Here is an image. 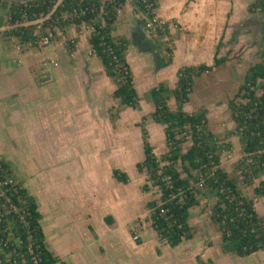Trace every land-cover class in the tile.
<instances>
[{
  "label": "rangeland",
  "instance_id": "obj_1",
  "mask_svg": "<svg viewBox=\"0 0 264 264\" xmlns=\"http://www.w3.org/2000/svg\"><path fill=\"white\" fill-rule=\"evenodd\" d=\"M191 1L193 0H159L158 15L169 24V32L163 36L151 33L144 27V16L134 4H127L120 10L113 34L122 35L128 39L126 57L140 97L139 108L129 107L118 111L119 107L113 97L116 83L112 78L104 77L103 95L97 103L92 102L94 109L96 108L94 110L96 120L88 122L89 128L96 127L99 132L57 136L55 132L45 128L43 133L39 134L38 129L37 134L33 132L32 135L30 130L25 129L23 122L32 124L33 117L22 113L23 122H20L22 131L18 146L3 147L2 158L12 162L15 177H22L32 193L38 189L34 181L38 180L39 176L45 179L46 183H49L51 179L64 178L62 176L64 171L60 169L56 174L55 169L56 162L62 156L65 155L67 158L63 159V163L75 164L73 166L81 163L82 159L89 162L96 161V165L90 164L89 168L82 171L83 173L87 171L89 177L79 173L76 177L78 181L74 182L75 187L90 204L96 205L104 200L105 214L116 210L118 219L123 218L125 221L115 226L113 230L126 234L130 243L126 248L111 250L109 247V245L112 246L111 242L108 245L106 241H98L96 254L101 256H98L97 260L91 257L89 262L93 264H200L198 257L206 264H264L263 251L244 257L221 251L220 236L210 219L209 208L202 209V206L195 205L190 209L189 223L195 228L196 233L192 239L184 240L176 248L165 246V242L157 238L148 219L149 211L146 203L150 200H158L159 192L156 187L147 183L145 173L139 172L136 168V163L143 159L140 125L143 124L147 128L149 141L158 157L167 151L163 125L155 123L151 116L154 105L148 94L149 89L160 81L167 82L169 87L173 88L177 81V69L182 65L200 62L211 64L217 46H219L217 56H226L227 61L209 73L195 78L189 101L184 108L188 112H193L201 106L207 108L210 129L221 136V166L237 179L238 186L248 196L253 197L257 212L264 216V197L254 195L252 187L244 184L241 179L238 164L243 153L239 136L234 131L235 125L228 105L229 99L242 83L245 71L251 64L259 61L264 50V12L258 8L249 7L254 0H226L225 2L220 0L222 5L219 2L216 3L215 9H202L205 13V21L200 23L197 21L198 16H195L198 11L195 7H190ZM209 12L210 16H208ZM7 24L4 21L1 27ZM55 30L51 42L37 51L38 56L43 54L42 52L51 54V44L55 41L61 49H70L71 44L75 47L80 37L82 43H87L88 37L82 26L77 28L66 25L64 28ZM7 31L5 28L0 29L4 38L3 43L11 45L16 50L13 36ZM71 40H75V43ZM198 42L208 46L198 49L195 47ZM166 47L172 49V63L168 66H164L162 61V58L168 55ZM33 49L36 50V48ZM52 72L51 76H57L55 70L52 69ZM40 73H36L35 81H40ZM168 104L171 108L175 107L172 97L168 100ZM36 121L42 125L38 118ZM7 137H9V143L12 141L15 144L12 136L6 134V141ZM63 140L73 147L71 149L73 152L66 150L63 154L56 153L61 157L54 160L55 150L61 149L58 145ZM75 149L83 150V158L80 153L76 154ZM20 159L26 168L19 169L15 166L17 163L20 164ZM77 168L81 170V166ZM114 168H119L128 174L129 179L126 184L117 182L112 177ZM86 179L89 181L88 184ZM71 182L73 183L72 176L67 183ZM258 182V179H255L253 186ZM145 183L149 186L148 190L143 189ZM91 191L94 192L91 193ZM35 192L40 208L43 210L44 220L41 223L42 226L44 223L49 236L51 217L48 207L51 208L50 211L53 207L43 191ZM97 196L99 199H96ZM76 199H79L78 196L73 201L74 204L77 202ZM62 201L64 202L63 199ZM213 201L214 199L210 198L207 205L211 206ZM63 207L62 204L59 209L61 212H64L65 207ZM135 234L142 242V247L146 249L140 251L137 245H135L136 249L134 248L132 242L137 241L134 239ZM105 235L107 236L106 233ZM47 241L52 247L53 243L50 240ZM128 256L134 258L131 259Z\"/></svg>",
  "mask_w": 264,
  "mask_h": 264
},
{
  "label": "trees",
  "instance_id": "obj_2",
  "mask_svg": "<svg viewBox=\"0 0 264 264\" xmlns=\"http://www.w3.org/2000/svg\"><path fill=\"white\" fill-rule=\"evenodd\" d=\"M57 1L10 0L8 15L6 18L0 16V27L4 21L10 24L18 21L23 8H27L30 15L47 14ZM125 1L60 0L45 22L51 28L94 26L87 40L93 50L91 54L100 60L106 75L116 83L113 97L118 111L140 107V97L126 57L128 39L113 34L119 18L117 9L122 8ZM153 1L158 13L159 0ZM0 4L4 6L5 2L0 0ZM132 4L141 13L146 11L139 0H133ZM249 7L264 12V0H254ZM168 27L165 21L163 30L149 32L163 36L169 32ZM32 31L33 26H28L7 33L26 41L31 38ZM71 45L70 49H73ZM218 47L211 64L180 66L173 88L160 81L149 89L154 105L151 116L155 123L163 125L167 151L160 157L155 154L148 130L141 124L143 159L136 163V168L145 173L147 183L159 192L158 200L146 203L148 219L158 239L171 247L192 239L196 231L189 223L190 209L195 205L202 206V209L209 208L210 219L220 236L221 251L244 257L264 251V216L257 212L253 197L248 196L238 186L237 179L221 166V136L210 129L207 108L201 106L193 112L184 108L195 78L227 61L226 56H217ZM166 49L168 55L162 58L164 66L172 63V49ZM171 97L174 108L168 104ZM228 105L243 153L238 164L241 179L252 187L254 195L264 197V50L259 61L245 71L243 81ZM112 176L122 183L129 179L119 168L112 170ZM255 179L259 182L253 186ZM4 181L6 183L0 185V264H64L45 238L36 197L21 179L15 177L11 163L0 155V182ZM147 183L143 185L144 190L149 188ZM210 198L214 199L211 206L207 205ZM105 220L109 223L107 218ZM198 260L200 264H206L199 257Z\"/></svg>",
  "mask_w": 264,
  "mask_h": 264
},
{
  "label": "crops",
  "instance_id": "obj_3",
  "mask_svg": "<svg viewBox=\"0 0 264 264\" xmlns=\"http://www.w3.org/2000/svg\"><path fill=\"white\" fill-rule=\"evenodd\" d=\"M3 1L5 4L4 6L0 4V16L6 18L10 0ZM221 1L193 0L191 1L190 7H195V10L198 11L195 16H198L197 19L200 21H197L204 23L205 13L202 9H215L216 3L219 2L221 4L226 0ZM4 11L6 12L5 14ZM208 14V16L211 15L210 12ZM214 21L216 22V18ZM3 39L0 33L1 157L3 154L2 151H4L3 147H9L8 145L12 147L18 146V140H20L19 138L21 137L20 134L22 131V126L20 124L22 121V113L33 117V121H31L33 125L31 123L26 124V122L22 121L25 129L30 130L32 135L33 132L37 134L38 129L39 134L43 133V129L45 128L49 129L51 132H55L57 136L78 135L79 133L83 134L90 131L99 132L96 127L89 128L88 122L90 120H96L94 111L96 108L94 109L92 102L97 103L100 100L103 95L102 84L105 81L104 79H110V77L106 75L100 60L91 54L88 40H86L87 43H82L80 37L73 49H61L57 41H55L51 44V54L42 52L43 54L38 56L37 51H40L39 49H24L17 51L11 47V45L3 43ZM205 45L208 46V44L198 42L195 44V47L200 49L205 47ZM45 58H53L59 62L58 67L52 68L55 70L57 76H51L52 79L48 82L41 80L35 81L36 73L41 72L40 63ZM52 69H49L50 75L51 73L53 74ZM37 118L42 122V125L37 123ZM6 134L13 137L15 144L12 141L9 143V137H7L6 141ZM58 146L61 149L58 148L59 150H55L54 154H63L66 150L73 152V150H71L73 147L69 146L65 140L60 142ZM75 152L76 154L80 153L83 158V150L79 151L75 149ZM86 152H88V150H86ZM57 154L54 155V160H56L57 157H61ZM63 159H67L65 155L56 162L55 169L56 174L58 170H63L64 174L62 176L64 178L59 177V179H51L48 181L49 183H46V181L44 182L45 179H41L39 176L38 180L34 181L37 183L36 186H38V189L35 191H43L53 207L52 211H50L51 208L48 207L49 216L51 217L49 236H47L44 223L42 226L45 238L53 243V245L51 244L52 247H50L48 243L50 249L52 248L51 250L64 261V264H93L89 262V259L92 257L97 260L98 256H101L100 254H96L98 241H106L108 245L111 242L112 246L109 245L111 250L126 248L127 244L130 243V240L125 236L126 234H121V232L113 230L115 226H118V224L120 225L125 220H123V218L122 220L121 218L118 219L116 210H112L110 214H105L103 205L104 200L96 205L88 203L75 187L74 182L78 181L76 177L79 176V173L89 177V175L87 176V171H85L86 173L82 171L83 169L89 168L90 164L96 165V161L89 162L84 159L81 160V163H77L76 161V166H81V170L79 171V168L73 166L75 164L63 163ZM19 161L20 164L17 163L15 166L19 169L26 168V166L22 164L21 159ZM9 162L14 168L12 162ZM71 176L73 183H67ZM18 177L22 180V177ZM79 181L81 182L80 179ZM86 183H89L87 179ZM35 191H33V193L29 192L38 199ZM93 192L94 191H91V193ZM76 196H78L80 200L76 199L78 203L75 202L74 204L73 201H75ZM96 199H99V197L97 196ZM62 204L65 207L64 212L59 210ZM38 205L42 214V222L44 220L43 210H41L39 203ZM106 218L109 220V223L105 220ZM138 239L139 237L136 239L137 241L132 242L134 248L136 249L135 245H137L140 251L146 249L142 247V242ZM165 246L169 245L166 244ZM128 257L131 258V256ZM132 258L134 257L132 256Z\"/></svg>",
  "mask_w": 264,
  "mask_h": 264
},
{
  "label": "built area",
  "instance_id": "obj_4",
  "mask_svg": "<svg viewBox=\"0 0 264 264\" xmlns=\"http://www.w3.org/2000/svg\"><path fill=\"white\" fill-rule=\"evenodd\" d=\"M111 2H115V0H109ZM133 0H126L125 5L132 3ZM60 2L58 0L56 4L53 6V8L47 13V14H36L32 13L31 15L28 13L27 8L21 9V15L20 19L16 21L15 23H8L5 27H0L1 30L4 28L6 30H12V29H18L20 27H28V26H33V31L31 34V38L26 40V41H21L17 36H13V40L15 41V48L16 50H24V49H42L46 45H48L55 33V29L57 27L51 28L49 26L45 25V22L51 17L53 11L55 10L56 5ZM139 2L144 6L145 12L141 13L144 16V27L148 31L156 32L157 30H163L164 29V24L165 20L162 19L158 13H156L154 9V1L153 0H139ZM124 5V6H125ZM26 6V5H25ZM121 8L117 9V12L120 13ZM151 14V17L149 16ZM82 29L86 31L87 37L90 35L92 31H94V26L93 25H86L83 26ZM73 42V40H71ZM93 51V50H91ZM58 66L57 60L53 58H45L44 60L41 61V73H40V80L41 81H51L52 77L49 73V68L50 67H56ZM9 182L12 180L9 179ZM1 183H6L0 182ZM0 194H2V191H0ZM138 235H134V239H137Z\"/></svg>",
  "mask_w": 264,
  "mask_h": 264
}]
</instances>
